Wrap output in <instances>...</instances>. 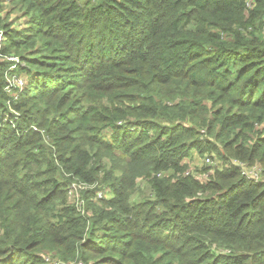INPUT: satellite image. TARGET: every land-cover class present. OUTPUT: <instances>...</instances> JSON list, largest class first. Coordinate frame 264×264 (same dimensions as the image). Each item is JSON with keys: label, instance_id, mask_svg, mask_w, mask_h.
<instances>
[{"label": "trees", "instance_id": "16d2710c", "mask_svg": "<svg viewBox=\"0 0 264 264\" xmlns=\"http://www.w3.org/2000/svg\"><path fill=\"white\" fill-rule=\"evenodd\" d=\"M5 1L0 264H264V0Z\"/></svg>", "mask_w": 264, "mask_h": 264}, {"label": "rangeland", "instance_id": "374dc122", "mask_svg": "<svg viewBox=\"0 0 264 264\" xmlns=\"http://www.w3.org/2000/svg\"><path fill=\"white\" fill-rule=\"evenodd\" d=\"M6 10L4 11V15L12 12V14L10 15L9 19L10 20H16L17 17V21H15L16 23L14 24L15 27H17L18 25L23 27L26 26L27 23L29 22L28 17L23 18L22 14H21V8L15 4H13L12 2H10V0H6ZM16 7V9H15ZM4 42V41H3ZM3 47V46H2ZM25 76V75H22ZM26 80V79H25ZM208 159H210V161H208ZM187 163H189V168L192 172V174L194 176H196L197 179L201 180V181H206L208 180L210 174L214 173V166L217 164V160H214L212 158H210L209 156H202L198 153H194L191 157H189L187 159ZM206 168H208V171H206ZM249 173L252 175V171H254L253 169H248ZM254 175V174H253ZM139 192L136 194V196L134 197V202L140 201L143 198L142 194H149V190L147 188V181L144 179H141L139 181ZM92 186L91 185H85V184H81V183H74L71 185L70 187V192H69V197L71 198V201L73 203H77V206L79 207L80 210H83V201H82V196L84 195V193L91 189ZM145 189V192L143 193L142 191ZM99 192L102 193V197L104 198H109L112 197V194L110 192V190L108 188H105V190H100ZM84 211V210H83ZM91 259L90 260H78V261H73L70 260L68 261L66 264H96V262L100 259L99 256L92 257V256H88ZM44 259L47 262H52L53 264H61L60 261H54L53 256L52 255H44ZM65 264V263H64Z\"/></svg>", "mask_w": 264, "mask_h": 264}, {"label": "built area", "instance_id": "2783aa9c", "mask_svg": "<svg viewBox=\"0 0 264 264\" xmlns=\"http://www.w3.org/2000/svg\"><path fill=\"white\" fill-rule=\"evenodd\" d=\"M3 41H4L3 33L0 32V53L3 46ZM6 59L12 63V66L8 70V72L9 73L12 72V74L9 73L7 74V87H6V91L9 93L12 101L9 102L10 114L8 113L4 114L0 111V118H3L4 122L10 123L11 125H13V127H15V123L13 122V120H10V118L12 116L13 118L18 119L20 117V114L19 112L13 109L12 103L14 101H17L20 95L24 92L28 83V78L26 76L13 73V71H15L18 68V66L21 64V59L19 57L6 56ZM34 129L38 130L37 128ZM208 161H210V159H208ZM252 172H253L252 176H257V173L255 171ZM98 195L100 198L102 197L101 192H99Z\"/></svg>", "mask_w": 264, "mask_h": 264}]
</instances>
